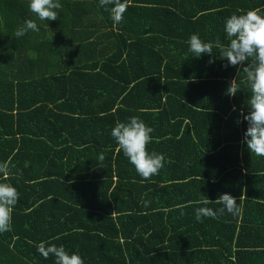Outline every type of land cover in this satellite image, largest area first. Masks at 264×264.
I'll return each instance as SVG.
<instances>
[{
    "label": "trees",
    "instance_id": "trees-1",
    "mask_svg": "<svg viewBox=\"0 0 264 264\" xmlns=\"http://www.w3.org/2000/svg\"><path fill=\"white\" fill-rule=\"evenodd\" d=\"M60 3L56 20L39 21L28 0H0V163L8 165L0 183L19 193L11 230L0 233V264H54L52 255L45 259L38 251L41 244L78 253L84 264H264V157L247 151L246 122H235L248 111L244 68L253 58L230 66L220 54L229 42L225 19L250 9L264 13V0H126L118 24L111 5L101 7L98 0ZM28 19L39 31L15 37ZM69 24L102 28L89 31L96 33L95 45L111 35L119 50L110 57L121 51L128 57L115 70L100 64L112 78L97 73L105 80L99 91L111 103L102 96L97 108L81 111L88 117L56 110L67 88L77 87L75 76L91 68L60 59L68 45L57 37ZM81 32L74 27L69 33ZM192 34L212 45L211 63L208 54L190 55ZM85 75L83 95L97 89L91 84L96 79ZM232 80L240 90L228 96ZM132 116L152 128L146 149L167 163L147 180L109 134ZM61 118L89 121L97 136L63 143L69 156L51 158L53 142L38 137L49 136ZM35 140L43 145L26 147ZM221 193L233 196L240 212L197 221L194 210L203 200L213 210L222 207Z\"/></svg>",
    "mask_w": 264,
    "mask_h": 264
},
{
    "label": "clouds",
    "instance_id": "clouds-1",
    "mask_svg": "<svg viewBox=\"0 0 264 264\" xmlns=\"http://www.w3.org/2000/svg\"><path fill=\"white\" fill-rule=\"evenodd\" d=\"M101 7L111 5V19L114 23H120L127 9L126 0H98ZM29 12L33 13L39 21H53L57 19V9L61 7L60 0H28ZM38 32L39 27L35 20H25L23 25L14 32L15 37H22L26 32ZM223 31L228 39L227 47L221 49V56L227 60L228 65L244 64L249 58L253 62L244 68L246 79L251 89L248 98V111L241 113L235 121L241 119L246 122L243 132V142L249 153L258 157H264V13L250 9L242 14H231L223 24ZM188 51L194 58H200L202 54L209 55L212 62V45L202 41L196 34H192L188 40ZM240 90L233 80L226 88L228 96H234ZM233 106V111H235ZM152 128L147 126L139 118L132 116L126 121H117L110 129V136L119 146V150L133 166L137 175L147 180L158 174L164 167L163 154L149 152L146 145L151 141ZM103 160V155L98 157ZM8 165L0 163V174L6 175ZM19 193L10 183H0V233L10 231L11 212L17 203ZM209 200L202 201V206L194 210L195 219L200 221L202 217H216L217 212H227L237 215L240 208L233 196L221 193L218 202L222 205L218 210L206 207ZM147 206V201L144 202ZM40 254L47 259L49 255L54 257V264H84L78 253L68 252L62 246L49 244L38 247Z\"/></svg>",
    "mask_w": 264,
    "mask_h": 264
},
{
    "label": "crops",
    "instance_id": "crops-1",
    "mask_svg": "<svg viewBox=\"0 0 264 264\" xmlns=\"http://www.w3.org/2000/svg\"><path fill=\"white\" fill-rule=\"evenodd\" d=\"M74 27L81 30L82 32L70 34L69 32ZM67 28H64L65 30H67L68 32L67 34H64V35L59 34V36L57 37L59 40H61V44L63 45V48H65L64 46L68 45L67 49H64V52L61 53L60 59L62 61H67L68 63H73V62L88 63V64H91L90 66L91 68H89V70H86L80 76H75L73 85L77 87L69 89L70 91H68V88H67L66 95H64L62 99H58L56 110L58 112H61V114H63L64 116H72L74 118H80L81 116L88 117L91 115H83L81 114L82 113L81 111H83L84 109L88 107L97 108L101 104L102 96H106L104 93L99 91L100 88L98 87V85L103 83L105 80L102 77H98L97 73L104 74L107 79L112 78V77L109 78L108 72L106 73L105 70L104 72L101 71L100 64H105L104 68L107 69L108 71L115 70V68L118 66L116 64L120 63L121 60H125V59H126L125 62H127L128 57L124 51H121L118 54L113 53V57H110V55H112L111 53L114 50L116 51L119 50V47H117V44L114 40V37L111 35L102 36L101 38H103L104 40H102L99 45H95L96 33L91 34L89 31L96 30L97 32L98 30H102V28H97L96 25L91 24V25H87L84 27L83 25L79 26V25L69 24ZM86 31L89 33L85 34ZM122 47L127 48L125 46V43ZM101 49L104 50L103 56L98 55ZM142 62L143 61L141 60L135 66V69H136L135 71L139 72L140 71L139 68H143V65L141 66ZM109 63H112V65H109ZM126 66H129L128 63L126 64ZM125 71L128 74L131 70L125 69ZM64 74L66 76L69 75V73H64ZM120 74H122V72H120ZM84 75L85 77L87 75H90L91 78L96 79L95 81H92L91 84L93 85L96 84V88H97L96 90L94 88L88 89L87 93H84V95L86 94L89 95V97H87L86 99L84 98V95L82 93V90H83V80L82 79ZM125 76L127 77V75ZM92 96L96 98V101L92 99ZM105 99L107 101L106 105L111 103L110 99L107 96ZM48 106L52 107L53 105L50 104ZM116 107H117V104L114 105L113 108L116 109ZM123 108L128 109L129 107L123 106ZM108 123L109 125L113 126V124H111V120H109ZM35 124L36 123L33 122L27 125H29L30 127L31 125H35ZM39 125L46 127L48 126V123L40 122ZM91 125L92 124H90V122L86 120L76 119L75 121V119L61 118L55 121L56 129H54L52 133L49 132V136L46 137L44 136V134H42L38 138L44 139L47 142H50V141L53 142V148H54L53 150H58V152H54L53 150H51L50 151L51 154L49 155L51 158L58 156V155L65 158L69 156L68 152L72 150H67V149L64 150L63 148L65 147V145L63 143L71 144V142L78 141L79 139L84 140L85 142L86 139H91V137L97 136L96 128L93 125L92 126ZM32 127L34 126H31L30 128ZM42 131L43 133L48 132L46 129H43ZM26 136L31 137V135H26ZM32 138H35V137H32ZM38 145L41 146L43 145V143L38 140H35V141H32L26 147L29 148V147L34 146L37 148ZM25 152H26V149H25ZM188 153H189V150H188ZM49 156H46V154L44 155V157H46L47 159ZM76 161L78 163L77 167H79L81 159L78 158L76 159ZM166 164H164V167L161 170L165 168ZM168 168H169V164H168ZM78 172H80V170Z\"/></svg>",
    "mask_w": 264,
    "mask_h": 264
},
{
    "label": "bare ground",
    "instance_id": "bare-ground-1",
    "mask_svg": "<svg viewBox=\"0 0 264 264\" xmlns=\"http://www.w3.org/2000/svg\"><path fill=\"white\" fill-rule=\"evenodd\" d=\"M204 4V3H203Z\"/></svg>",
    "mask_w": 264,
    "mask_h": 264
}]
</instances>
